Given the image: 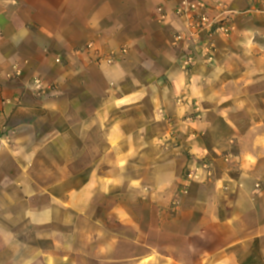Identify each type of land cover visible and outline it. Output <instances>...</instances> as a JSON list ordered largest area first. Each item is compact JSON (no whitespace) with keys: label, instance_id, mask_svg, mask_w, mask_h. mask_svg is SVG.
I'll return each instance as SVG.
<instances>
[{"label":"crops","instance_id":"crops-1","mask_svg":"<svg viewBox=\"0 0 264 264\" xmlns=\"http://www.w3.org/2000/svg\"><path fill=\"white\" fill-rule=\"evenodd\" d=\"M183 1L215 0H0V264H86L85 238L106 253L90 264H171L150 236L198 264H264V0H223L235 31L189 73L174 44ZM90 43L127 52L98 64L77 54ZM109 217L125 241L94 222Z\"/></svg>","mask_w":264,"mask_h":264},{"label":"built area","instance_id":"built-area-1","mask_svg":"<svg viewBox=\"0 0 264 264\" xmlns=\"http://www.w3.org/2000/svg\"><path fill=\"white\" fill-rule=\"evenodd\" d=\"M175 15L183 24V30L174 35V44L180 52L181 68L185 73H189L197 61L210 66L214 64L215 59V35L229 37L235 31L234 17L238 14L231 10L223 0H215L212 4L206 1L187 2L183 1L174 9ZM156 15L160 22H165L168 18V9L166 6H158ZM1 34V31H0ZM127 49L124 47L118 53H101L92 43L87 44L83 49L77 51L78 55L93 56L96 63L114 64L126 55ZM63 59H56L57 64H62ZM20 68L12 66L10 77L20 76ZM30 89L37 96H45L50 87L44 86L40 79H33L29 83ZM181 101V100H180ZM194 118H200V108L194 109ZM169 143L168 139L164 140ZM199 167L210 170L211 162L206 159L198 162ZM192 171H188L184 177V183L180 186L179 195L187 191V182L194 178Z\"/></svg>","mask_w":264,"mask_h":264},{"label":"rangeland","instance_id":"rangeland-1","mask_svg":"<svg viewBox=\"0 0 264 264\" xmlns=\"http://www.w3.org/2000/svg\"><path fill=\"white\" fill-rule=\"evenodd\" d=\"M190 136L195 138V139L197 138V134L195 132L191 133ZM165 139H167L166 136L161 138V140H160L161 141L160 146L163 149H165V151L175 149V148H178L180 146V144H177V143L176 144L175 143L170 144V142L167 143L164 141ZM207 161H209V160H207ZM202 169H204V168H202ZM205 170H207V169H205ZM211 170H212V167L210 168V170H207V171L211 172ZM180 195H182V194H180ZM180 195L178 192V194L176 196L179 197ZM99 214L101 216H103V215H106L107 212L101 208V211ZM94 222H97V224H99L100 227H102L104 230H106L108 233H110L111 237L116 238L117 241H119V240L125 241V240H123L126 238V236H125L126 226L124 224V221H120L119 219H114V218L109 217V219L108 218H102V219L94 221ZM91 224H92V221H87V220L85 221V228L87 231L95 229V226L91 225ZM149 239L150 240H148V243H150V245H153L154 247L158 246L160 248H164V250H165L164 254L166 255V257H165L166 262L173 264V262L170 260V259H172V260H181V261H191L194 264H198L201 261L200 253L188 252L186 250L180 251L181 243L175 239H172L171 237L170 238H166V237L162 238L161 236H150ZM85 244H86V251L84 254H85L86 264H90L89 262H90V259H92V258L98 260V258L101 259L103 256H105L102 254H106V253H99V252L94 253V251L92 250V247L96 244L98 245V242H95L94 244H92V243L88 242V240L85 238ZM125 248H126V246H125L124 242H122V243L118 242V245L111 249L110 254L112 256H114V255L115 256H123L125 253ZM70 258H72V257L70 256ZM213 264H218V263L214 262ZM224 264H236V263H234L233 261H230L229 263H224Z\"/></svg>","mask_w":264,"mask_h":264}]
</instances>
